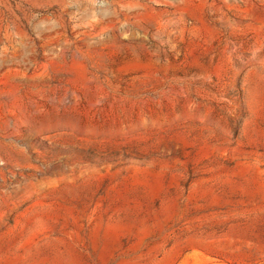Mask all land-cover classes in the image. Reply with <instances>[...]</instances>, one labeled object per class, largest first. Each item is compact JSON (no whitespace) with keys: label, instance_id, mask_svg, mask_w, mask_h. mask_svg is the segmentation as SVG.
Segmentation results:
<instances>
[{"label":"rangeland","instance_id":"1","mask_svg":"<svg viewBox=\"0 0 264 264\" xmlns=\"http://www.w3.org/2000/svg\"><path fill=\"white\" fill-rule=\"evenodd\" d=\"M0 264H264V0H0Z\"/></svg>","mask_w":264,"mask_h":264}]
</instances>
